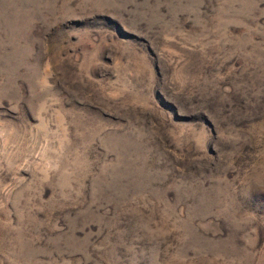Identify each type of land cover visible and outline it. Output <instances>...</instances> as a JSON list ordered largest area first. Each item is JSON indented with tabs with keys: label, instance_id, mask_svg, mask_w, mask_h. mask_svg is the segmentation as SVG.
I'll return each instance as SVG.
<instances>
[{
	"label": "rangeland",
	"instance_id": "obj_1",
	"mask_svg": "<svg viewBox=\"0 0 264 264\" xmlns=\"http://www.w3.org/2000/svg\"><path fill=\"white\" fill-rule=\"evenodd\" d=\"M0 264H264V0H0Z\"/></svg>",
	"mask_w": 264,
	"mask_h": 264
}]
</instances>
